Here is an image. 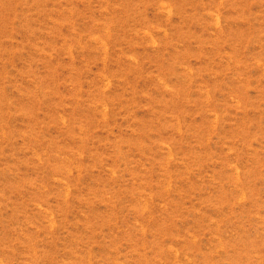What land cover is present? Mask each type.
I'll use <instances>...</instances> for the list:
<instances>
[{
    "label": "rangeland",
    "instance_id": "obj_1",
    "mask_svg": "<svg viewBox=\"0 0 264 264\" xmlns=\"http://www.w3.org/2000/svg\"><path fill=\"white\" fill-rule=\"evenodd\" d=\"M0 264H264V0H0Z\"/></svg>",
    "mask_w": 264,
    "mask_h": 264
}]
</instances>
